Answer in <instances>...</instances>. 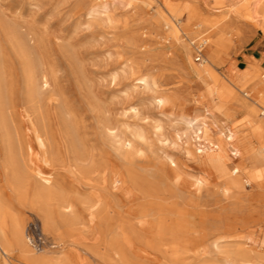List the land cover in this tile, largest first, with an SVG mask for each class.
<instances>
[{
  "label": "rangeland",
  "instance_id": "rangeland-1",
  "mask_svg": "<svg viewBox=\"0 0 264 264\" xmlns=\"http://www.w3.org/2000/svg\"><path fill=\"white\" fill-rule=\"evenodd\" d=\"M191 1L208 20L227 27L216 40L227 55L226 63L217 68L219 75L243 74L252 63L264 72V0ZM106 2L107 11H94L98 0H0V107L5 105L0 110L6 115L0 111L4 122L0 120L4 124L0 130L9 120L6 125L12 128L9 136L14 139L6 143L13 149L10 154L24 165L21 175L27 195H32L36 184L45 182L65 192L79 223L70 234L76 235L79 253L92 264H222L218 249L264 255V174L255 184L228 186L222 168L236 163L230 150L223 154L222 164L205 161L193 140L184 141L185 131L180 132L182 140L172 134L173 128L185 129L183 121L177 113L156 107V85L138 87L129 75L133 69L156 80V72L163 71L161 88L166 91L201 89L194 79L183 75L181 61L167 49L173 40L160 14L168 15L172 5L181 1ZM209 37L207 33L194 38L195 65L201 62L196 61L195 44ZM253 55L261 61L251 58ZM132 61L136 64L131 69ZM32 68L35 75L31 76ZM43 75L48 76L49 85L41 89ZM243 89L236 90V96L250 101ZM94 106L102 107L111 128L131 143L128 147L103 140L102 115L100 118ZM68 108L81 142L80 158L69 151L58 118L59 109ZM33 115L39 117V125ZM232 115L241 117L239 111ZM3 130L0 198L16 206L15 212H22L30 247L45 248L50 238L42 231L40 220L27 209L20 211L7 187L2 159L9 151L2 143L3 137L8 140ZM44 141H52L51 149L43 150ZM3 151L7 153L3 155ZM171 160L178 161L175 167ZM250 167L246 164L245 170ZM4 219L8 231L11 221ZM93 236L105 238L111 245L94 241ZM91 246L99 247L105 259L93 257ZM3 255L0 249V264H26L16 249L10 256Z\"/></svg>",
  "mask_w": 264,
  "mask_h": 264
},
{
  "label": "bare ground",
  "instance_id": "bare-ground-1",
  "mask_svg": "<svg viewBox=\"0 0 264 264\" xmlns=\"http://www.w3.org/2000/svg\"><path fill=\"white\" fill-rule=\"evenodd\" d=\"M98 1L99 5L95 8L94 11H99V9L107 11L109 8L108 2H106V0ZM180 1L181 2L172 5L170 10L168 11V15H163V13L160 14L161 20L162 22H164V26L167 27V33L173 40V42L171 43L172 45H168L167 49H170L171 54L179 58V60L181 61L180 68L184 73L183 75L194 79L196 83H198L199 87H201V89H187L186 87L181 88L177 85L180 89H177L176 91H166L165 89L161 88V81L165 75L163 71L160 70L161 72H156V80L155 78L147 75H139L132 69L135 66V62L133 61V64L131 63L132 65L130 66L132 70L130 71L129 75L130 77H132L133 83L138 87L143 86L145 88L149 87L150 85H156V107L159 108L161 112H168L170 114L177 113L178 117L183 121V126L185 129L182 130L181 128H173L172 134L175 138L182 140L183 137L181 136L180 132L185 131L184 135L186 139L184 141L187 142L188 139L193 140V142L197 145V149L199 152L198 154L204 157L205 161L222 164L223 158H225L223 157V154L227 149L230 150V152L232 153L231 158L234 159L236 163L231 166L228 164V167L225 166L222 168V173L228 186L243 188L246 184H255L262 178L264 174V72H260L259 67L256 65V63H252L247 71L243 74L232 75L228 73L219 75L217 73V68L223 66L226 63L227 55L225 48L217 47L216 40L223 37V35L227 32V27L220 26L218 22H211L206 17H204L203 13H201V11L193 1ZM194 33L197 34L193 35ZM207 33L210 34V37L199 42L204 44V46L202 45L204 48V50L202 49V51H204L203 53L207 55V61L203 57V60L199 62L200 64L195 65L191 45L194 43V38L199 39ZM186 39L188 41H186ZM174 46H178L179 51L176 48L174 49ZM172 57L173 56H171L170 58ZM179 60H176L177 64L179 63ZM166 65L169 66V64ZM31 66L32 65H30V67ZM161 66L162 65H160V67ZM79 69L81 68L79 67ZM123 69L126 70L125 67ZM28 71L29 70H27V72ZM34 71L35 70L33 69L31 72L30 69L29 72H31V76L33 74L35 75ZM47 75H43L41 77V89L47 88V86L49 85V78ZM31 76L30 79L32 80ZM32 82H34V79ZM83 82H85L86 84L88 83L86 81ZM30 84L31 83L29 81V86L32 85ZM241 88H244L241 92L245 95V97L248 96V99L250 101H246L236 96V90H241ZM200 90H203V93ZM35 92H37L36 89ZM27 94L29 93L27 92ZM27 100L29 101L30 98ZM98 100L99 99H97V101ZM32 103L34 104V102ZM133 106L134 105H132V107ZM4 107H0V109L2 110V108L4 109ZM94 108L98 112L100 118L102 115V119L100 120V128L101 135L104 138L103 140L111 143L117 142L119 143L120 147H128L131 143L124 137L116 133L113 128H111L109 120H107L103 116L104 111L102 107L94 106ZM59 110L60 112L58 113L60 117L58 118L60 120V125L63 127L64 137L68 142V149L74 158H80V156L83 154V151L80 147L81 142L75 129V123L69 120V116L72 114V111L69 108L63 110V112H61V109ZM134 110L136 111L135 108ZM233 111H239L241 113V117H234V115H232ZM3 115H5V113ZM5 116H2L3 119L5 118ZM220 116H223L224 118H221ZM34 117L36 121L39 118L37 115H35ZM0 120L1 123H4L2 122L3 120L1 119V117ZM5 120L6 118L4 119V121ZM8 123L9 120L5 123L4 128L2 127L1 129H5L3 130L4 132L2 131V133L4 134V136L7 135L8 140L10 139L9 141L6 139V137H3L5 138V141L2 139V143L5 142V151H9L8 156L6 154L8 151L5 153L3 151L2 153L3 155L6 154L2 160L6 175L7 187L11 192L13 200L18 204L20 211H23V209H27L29 213H33L37 216V218L41 222V226L43 229L42 231L50 238V243H48L45 248L37 250L31 248L26 238V228L24 226L25 218L22 216V212H15L13 209L14 205L12 207L9 203H4L0 198L1 251L4 255L10 256L12 251L16 249L19 252V255L25 260L26 264H92L81 253H79L77 248V244L79 243L77 242L78 239L75 238L76 235L70 234L74 230L75 224H77L78 222H76V213L74 214L73 204L66 199L65 192L59 187H53L49 182H45L40 183V185L36 184L37 186H35L32 190V195H27L25 187H23L22 185L23 178L21 174L23 173L24 167L22 168V166L24 165H22L23 163H21V166L19 160H17L18 158L15 157V155L12 156L13 154H10V151H13V149H9L10 143H6L14 139L12 136V139L9 136L12 133V128L8 129L9 127H7L8 125H6ZM178 125H180V123H178ZM40 128L41 129H38L43 130V132H40L41 135H43L45 130L42 128V126H40ZM5 131H8V134H5ZM156 131L160 132V134H163L161 128H157ZM2 133L1 137L3 136ZM12 144L14 145L15 143ZM52 144V141L42 142L43 150L51 149ZM6 148L8 149L6 150ZM174 156L175 155H173V157ZM174 160H171V164H173L175 167L178 161L176 160L177 162H175ZM246 164H250L251 167L249 168V170H245ZM92 166L95 167V165L93 164ZM90 171L92 172V170ZM117 172L119 173V171ZM97 175L99 176V173ZM202 181L205 180H203L202 178ZM103 206L105 205L103 204ZM5 217H7V219L9 217L11 221V227L8 231H6L4 228L6 227V225L3 227V225L5 224H3V220H5ZM62 228L63 230H61ZM113 235L111 233V236ZM91 239L94 241L99 240L100 243L106 246L111 245V242H109V240H106L105 238L93 236L91 237ZM214 245L215 248L218 247L217 242H215ZM95 247L99 249V247ZM98 249H89V253L93 257H97L99 260H104V253L102 254ZM217 253L220 254L219 257H221L223 260L222 264H264L263 254L253 256V254L246 253L243 249L234 250L233 253L218 249Z\"/></svg>",
  "mask_w": 264,
  "mask_h": 264
},
{
  "label": "built area",
  "instance_id": "built-area-1",
  "mask_svg": "<svg viewBox=\"0 0 264 264\" xmlns=\"http://www.w3.org/2000/svg\"><path fill=\"white\" fill-rule=\"evenodd\" d=\"M202 45H203L202 43L195 44L196 61H202L203 60V54H202L203 46Z\"/></svg>",
  "mask_w": 264,
  "mask_h": 264
},
{
  "label": "crops",
  "instance_id": "crops-1",
  "mask_svg": "<svg viewBox=\"0 0 264 264\" xmlns=\"http://www.w3.org/2000/svg\"><path fill=\"white\" fill-rule=\"evenodd\" d=\"M262 57H263V56H262ZM251 58H254L255 60L257 59V60L261 61V58L258 57V56H256V55H253Z\"/></svg>",
  "mask_w": 264,
  "mask_h": 264
}]
</instances>
